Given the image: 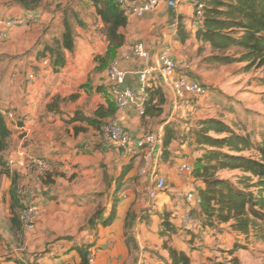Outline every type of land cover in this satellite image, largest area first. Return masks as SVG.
I'll return each mask as SVG.
<instances>
[{
  "label": "crops",
  "instance_id": "0c3cea01",
  "mask_svg": "<svg viewBox=\"0 0 264 264\" xmlns=\"http://www.w3.org/2000/svg\"><path fill=\"white\" fill-rule=\"evenodd\" d=\"M146 1L131 0L130 4L136 7ZM84 2L86 0H41L39 7L29 9L18 0H0V29H4L9 20L21 18L27 12L34 11L38 15V24L8 29L7 38L0 41V107L14 110L19 117L18 125L10 127L12 137L3 157L30 185L24 206L35 204L41 212L34 234L27 235L26 246L31 251L37 249V264H81V258L73 248L93 242L96 244L92 250L94 264H165L150 251L162 248L160 234L167 218L170 226L164 227L166 235L176 234L172 235L177 243L173 249L187 252L193 262L185 243L180 242L187 231L180 229V218L174 216L188 210L185 194L190 187L180 180V168L188 162L182 163L185 146H180V150L173 142L175 145L168 151L174 154L177 164L168 169L163 147L129 156L121 147L108 142L100 130L85 122L70 121L77 111L92 117L100 106L112 107L115 112L104 122L118 121L135 139L161 127L165 130L167 125L178 122L177 119L192 108L188 102H176L171 86L160 76L152 77L147 88L160 89L164 94L166 103L161 106V114L142 116L136 106L117 109L109 92V69L118 62L122 69L132 71L121 89L129 88L138 95L142 85L137 72L143 68V62L136 58L124 59L130 48L137 43L144 44L154 61L162 51H168L181 70V64L187 66L186 50L191 40L197 42L194 35L200 25L189 5L175 9L161 5L143 18L127 13L128 24L119 31L124 42L116 46L103 34L104 22L97 14L96 6L88 1L89 5L83 9ZM180 25L190 37L185 42L178 37ZM55 27L61 28L62 34L69 27L76 35L74 60H67L59 71L45 67L41 57L42 53L48 55L54 47ZM110 50L115 57L105 69L99 70L95 58ZM64 53L71 54L67 50ZM31 73L36 75V80L29 86ZM175 127L177 129V125ZM76 128L85 130L76 133ZM31 155L52 165V184L43 185L24 173L28 166L26 157L29 159ZM128 164L133 168L119 194L114 223L109 227L100 226L97 236L90 230L79 233V228L88 223L99 204H94L91 199L98 195H103L106 200L113 199L117 178ZM70 167L75 172L73 178L64 173ZM155 169L167 183L176 187L153 203L148 190ZM143 171L146 174L143 175ZM203 188L204 184L195 178L191 189L199 193ZM192 214L195 218L202 216L199 210ZM133 246L142 252H135ZM41 252L45 254H38ZM162 256L170 260L169 253L163 251Z\"/></svg>",
  "mask_w": 264,
  "mask_h": 264
},
{
  "label": "trees",
  "instance_id": "16d2710c",
  "mask_svg": "<svg viewBox=\"0 0 264 264\" xmlns=\"http://www.w3.org/2000/svg\"><path fill=\"white\" fill-rule=\"evenodd\" d=\"M26 8L39 7L41 0H18ZM96 6L97 14L104 22L103 34L111 44L122 45L124 38L119 34L121 28L128 24L127 11L114 0H90ZM178 37L181 42L189 40L183 25L178 28ZM195 40L208 45L213 55L210 61L218 65H233L245 63L248 68L264 70V0H208L207 12L200 29L194 35ZM76 35L67 27L62 40L57 42L56 48H51L42 62L50 59V67L55 71L64 68L66 58L64 50L73 52ZM237 49V55L225 54L230 49ZM220 53H224L220 55ZM115 57L110 50L106 57L97 58L100 61L98 69L106 68L108 61ZM148 99L145 103V116L162 112L161 106L166 103V98L160 89L147 88ZM59 100V99H58ZM117 108V106H116ZM52 110V106L49 107ZM118 109V108H117ZM10 110V109H6ZM14 111V110H12ZM15 112V111H14ZM115 110L112 107L100 106L92 117H85L80 111L74 114L71 123L85 122L89 126L101 130L104 122ZM16 113V112H15ZM19 123V117H18ZM10 123L6 116L0 112V189L2 179L11 180V200L13 209L18 204V181L21 175L8 168V163L3 155L9 149V141L12 137ZM172 126L165 127L164 156L175 140ZM85 129L76 128V133ZM226 134L223 138H214ZM196 143L199 147H207L208 151L198 160L195 166V176L204 184L199 191L202 198L201 214L205 216L203 227L228 224L234 232L244 236L255 235L264 238V138L255 144L251 137L237 134L229 125L219 119H206L200 122L196 131ZM255 150L257 157H244L240 155L243 150ZM132 164L126 165L116 181L113 193L112 207L105 214V210H97L89 219L86 226L90 231L96 232L101 227H109L116 219L118 197L123 189L125 179L132 170ZM222 171H241L246 176L232 182L220 177ZM248 175V176H247ZM51 174H46L42 179L43 185L52 184ZM74 177V176H73ZM258 189L257 193L249 191ZM17 229L21 230L24 224L20 220V214L12 219ZM164 227H169V221L164 219ZM95 242L85 243L74 247L81 258V264H89ZM171 264H192L187 252L168 248ZM12 263V262H10Z\"/></svg>",
  "mask_w": 264,
  "mask_h": 264
},
{
  "label": "rangeland",
  "instance_id": "374dc122",
  "mask_svg": "<svg viewBox=\"0 0 264 264\" xmlns=\"http://www.w3.org/2000/svg\"><path fill=\"white\" fill-rule=\"evenodd\" d=\"M88 1L91 2L86 0L84 2L85 5L82 6L83 9L89 5ZM53 33L55 35L53 48H56L58 39L61 38L62 40V29L55 27ZM186 51L187 56L184 59L186 58L187 66H184V63L181 64V70L178 66L179 72L207 87L208 95L183 101L186 104L188 102L192 110L190 112L187 111L184 116L181 115L177 119L178 122L167 125H172L171 129L175 134L174 141L179 149L180 146H185L186 148V151L184 150L186 155L181 156L182 163L188 161L196 166L198 160L208 151L207 147L201 148L196 143V131L200 122L206 119L212 118L223 121L237 134L251 137L255 144L262 141L264 138V70L248 68L245 63L218 65L210 61L213 55L211 48L202 42L194 40L190 41V46ZM70 53L68 55L65 53L66 61L74 60L75 54L73 52ZM237 53V49L232 48L226 51L225 54L235 56ZM223 54L220 53V55ZM48 55H53L51 59L55 58V54L49 53ZM45 56L46 54L42 53L41 57L45 58ZM100 57L104 58L106 55H98L95 61L97 62V58ZM97 63L100 66V61ZM53 71H55L54 68ZM80 112L82 113V111ZM158 114H161V112L159 111ZM175 125H177V129ZM210 136L223 138L227 135L217 136L211 133ZM172 145L175 144L172 143ZM240 155L253 158L258 156L255 150L246 149ZM173 156L172 152H168L165 156L167 161L164 162L168 169H173L174 165L176 166L177 164ZM167 162H170V165ZM6 163H8V168L13 172L15 170L13 164L8 161ZM27 163L28 157L25 160L26 165ZM26 167L24 173H26ZM177 167L179 168V166ZM243 176L246 175L241 171H222L220 173L221 178L232 182H237ZM194 177L196 178L195 173ZM29 186V183L21 176L17 189L18 204L13 209L10 195L11 180L6 177L2 179V187L0 189V264H10V262L15 264H37V249L31 251L26 246L27 235L34 233L25 230L24 227L21 230L17 229L12 221L14 215H19L25 209L23 202L26 201L27 196H24L23 193ZM175 187V184L167 183L166 192ZM249 191L257 193L258 189L251 188ZM91 202H94V204L99 203L95 212L97 210L108 212L113 203L112 199L106 200L103 195H98L95 199H91ZM152 207H155V205ZM86 225L79 228V233L89 230ZM172 235L175 236L176 234L171 233L170 236H167L163 226V232L160 234L163 239L162 248L157 247L156 249L158 250L153 248L150 251L151 254L165 262V264H171V261L165 260L162 256L163 251L168 253V248H173L177 244L173 240ZM188 237H191V239L188 240ZM175 239L177 240L178 238ZM180 242L185 243L187 251L193 257L192 264H264V238H258L253 234H250V236L241 235L238 232H234L228 224L206 228L202 224L197 231L186 232ZM133 250L135 252L141 251L139 248L136 249L135 246H133ZM38 254L45 253L41 252Z\"/></svg>",
  "mask_w": 264,
  "mask_h": 264
},
{
  "label": "built area",
  "instance_id": "2783aa9c",
  "mask_svg": "<svg viewBox=\"0 0 264 264\" xmlns=\"http://www.w3.org/2000/svg\"><path fill=\"white\" fill-rule=\"evenodd\" d=\"M122 6L127 13L133 14L138 18H143L149 13L155 11L159 6L164 5L168 8L175 9L181 5H189L194 11V17L200 27L205 19L207 12L208 0H147L144 4L132 7L131 0H114ZM38 24V15L34 11L27 12L23 17L9 20L6 22L5 28L0 29V41L7 38V31L11 28L29 27ZM136 58L143 62V68L137 72L139 82L142 88L138 95L129 88L121 89L124 85L126 77L131 74L129 69H122L118 62L113 63L109 69L110 87L109 92L114 97L116 106L119 110L136 106L140 110L142 116L145 115V103L148 99L147 83L154 76H160L162 80L168 83L175 95L176 102L181 103L194 97L202 98L208 95V89L201 83L191 80L186 75L179 72L178 65L168 51H162L153 60V55L142 43L134 44L128 54L124 56L126 61ZM45 67H50V59L42 62ZM36 80V75L31 73L28 76L29 86H32ZM0 112L6 116L7 120L13 125H18V115L12 110L2 109ZM101 135L110 143L121 147L129 156L140 155L143 151L152 152L157 147H163L165 130L161 127L156 132L148 133L138 139L133 138L116 120L106 122L100 130ZM52 171V165L47 160L31 155L28 159L27 174L31 179L41 182V179ZM65 175L69 178L75 175L73 168L65 169ZM195 166L192 162L184 163L180 168V180L187 184L190 189L186 191L185 201L188 210L182 214H174L180 218V229L187 232H195L201 228L205 220V216L201 214L202 198L199 193L191 189L192 182L195 177ZM142 174H146L145 171ZM148 190V197L151 202H156L161 195H165L167 190V179L159 174L155 169L152 172ZM24 196H28L29 190L25 189ZM199 210L204 217L195 218L192 212ZM40 208L31 204L20 213V220L28 231H35L37 220L40 217ZM95 254H91L89 264H94Z\"/></svg>",
  "mask_w": 264,
  "mask_h": 264
}]
</instances>
